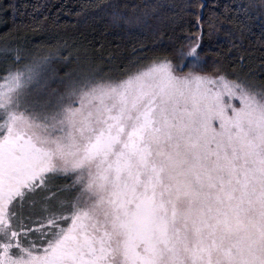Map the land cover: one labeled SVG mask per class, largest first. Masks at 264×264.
Instances as JSON below:
<instances>
[{
  "label": "snow or ice",
  "instance_id": "1",
  "mask_svg": "<svg viewBox=\"0 0 264 264\" xmlns=\"http://www.w3.org/2000/svg\"><path fill=\"white\" fill-rule=\"evenodd\" d=\"M206 7L101 10L151 27ZM234 7L207 31L192 13L197 31L117 77L21 49L0 66V264H264V67L228 71L204 45L264 18V0Z\"/></svg>",
  "mask_w": 264,
  "mask_h": 264
},
{
  "label": "trees",
  "instance_id": "2",
  "mask_svg": "<svg viewBox=\"0 0 264 264\" xmlns=\"http://www.w3.org/2000/svg\"><path fill=\"white\" fill-rule=\"evenodd\" d=\"M198 2L207 7L184 11L165 8L160 19L150 21L151 27L116 25L109 10H101L104 5L118 4L122 13L133 17L142 13L146 5ZM239 3L258 7L261 0H0V57L6 58L4 63H11L16 49L23 50L29 59L55 51H61V56L65 57L69 47L78 52L77 57L88 59L92 65L100 64V73L109 72L117 77L146 58L165 54L171 41L197 31L192 13L203 12L207 31L212 13L224 14V6L231 5L233 8L227 15L235 18L234 5ZM177 13L182 18L173 23ZM237 23L235 19L233 23L225 21L222 31L211 40L205 36V49L211 60L219 58L228 71L231 64L238 67L239 58L243 57V63L259 74L264 67V18L256 12L247 20L243 37ZM233 42L237 47H233Z\"/></svg>",
  "mask_w": 264,
  "mask_h": 264
},
{
  "label": "rangeland",
  "instance_id": "3",
  "mask_svg": "<svg viewBox=\"0 0 264 264\" xmlns=\"http://www.w3.org/2000/svg\"><path fill=\"white\" fill-rule=\"evenodd\" d=\"M63 49V48H62ZM69 51L68 56L62 57L61 56V51H55L56 53V60H57V69L59 71V75L61 77H66L67 75H71L74 73H78L81 68H83L84 71H89L95 74H98L99 76L102 77H116V75H113L109 72H106V74L100 73L102 70V66L100 64H90L91 62L88 59L82 58V57H77L76 54L78 53L76 50L71 49L68 47L67 49ZM53 53L51 52H45L43 53L40 57H49ZM6 61V58L1 56L0 57V66H3ZM105 66V65H103Z\"/></svg>",
  "mask_w": 264,
  "mask_h": 264
}]
</instances>
